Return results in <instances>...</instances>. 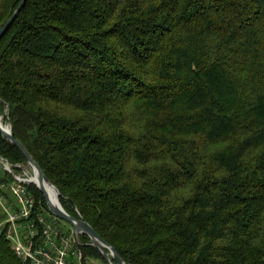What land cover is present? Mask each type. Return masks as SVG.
<instances>
[{
  "label": "trees",
  "instance_id": "1",
  "mask_svg": "<svg viewBox=\"0 0 264 264\" xmlns=\"http://www.w3.org/2000/svg\"><path fill=\"white\" fill-rule=\"evenodd\" d=\"M21 2L0 0V29ZM0 98L127 264H264V0H26ZM0 156L26 163L1 133ZM0 264H23L3 236Z\"/></svg>",
  "mask_w": 264,
  "mask_h": 264
},
{
  "label": "built area",
  "instance_id": "2",
  "mask_svg": "<svg viewBox=\"0 0 264 264\" xmlns=\"http://www.w3.org/2000/svg\"><path fill=\"white\" fill-rule=\"evenodd\" d=\"M35 181L27 162L0 156V236L23 264H89L81 234L64 228L63 220L38 199Z\"/></svg>",
  "mask_w": 264,
  "mask_h": 264
},
{
  "label": "water",
  "instance_id": "3",
  "mask_svg": "<svg viewBox=\"0 0 264 264\" xmlns=\"http://www.w3.org/2000/svg\"><path fill=\"white\" fill-rule=\"evenodd\" d=\"M26 0H22L20 5L17 7L12 17L6 22V24L0 29V39L11 26L14 20L18 17L19 13L25 6ZM2 104V99L0 98V105ZM0 133L8 140L10 143L14 144L23 154L26 162L31 166L35 174V185L42 193L48 210L60 218L61 220L69 223L73 230L78 234L87 235L91 241V245L94 246L101 256L104 258L107 264H127L121 255L115 250L113 246L108 244L105 239H103L95 229L81 216H73L69 214L61 205L59 199V190L51 183L48 177L45 175L39 164L30 155L23 144L17 140L12 134V127L4 126L0 124ZM47 185L53 187L57 192V197L53 200L47 192Z\"/></svg>",
  "mask_w": 264,
  "mask_h": 264
},
{
  "label": "rangeland",
  "instance_id": "4",
  "mask_svg": "<svg viewBox=\"0 0 264 264\" xmlns=\"http://www.w3.org/2000/svg\"><path fill=\"white\" fill-rule=\"evenodd\" d=\"M0 116L3 118L4 124L9 123L8 120L6 119L7 118V108L6 107H2L0 109ZM62 224H63L64 228L72 229L71 225L69 223L63 221ZM81 240H82L83 243H86L82 238H81ZM89 264H106V263L104 261L100 260V259L97 260V259L90 258L89 259Z\"/></svg>",
  "mask_w": 264,
  "mask_h": 264
},
{
  "label": "bare ground",
  "instance_id": "5",
  "mask_svg": "<svg viewBox=\"0 0 264 264\" xmlns=\"http://www.w3.org/2000/svg\"><path fill=\"white\" fill-rule=\"evenodd\" d=\"M0 124H2V125H4V126H7V127H8L7 124H4V122H3V118H2L1 116H0ZM47 192H48V195H49L53 200L56 199V197H57V192H56V190H55L53 187L47 185Z\"/></svg>",
  "mask_w": 264,
  "mask_h": 264
}]
</instances>
